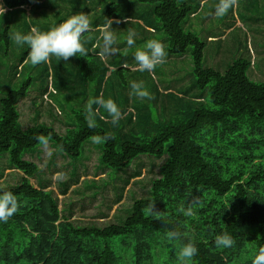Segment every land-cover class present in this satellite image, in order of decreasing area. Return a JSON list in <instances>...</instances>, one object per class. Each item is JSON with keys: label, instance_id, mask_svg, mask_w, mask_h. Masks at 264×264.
Masks as SVG:
<instances>
[{"label": "trees", "instance_id": "obj_1", "mask_svg": "<svg viewBox=\"0 0 264 264\" xmlns=\"http://www.w3.org/2000/svg\"><path fill=\"white\" fill-rule=\"evenodd\" d=\"M131 1L150 6L145 25L162 31L170 55L183 56L191 47L190 87L198 92L164 93L176 109L167 119L157 114L158 121H153L154 110L136 102V110L126 111V121L117 124H132L129 138L111 132L116 125L95 104V127H88L85 107L74 108L71 128L61 136L45 124L21 128L17 102L34 83L33 75L27 74L0 98V156L7 153L10 166L23 173L17 186L0 190V195L13 194L19 205L7 223L0 222V264H177L182 245L190 241L198 251L188 264H254L264 249V80L248 77L250 63L244 58L233 61L223 74L204 67V42L183 28L194 10L189 0ZM23 5L8 4L12 13L24 16ZM126 7L112 2L106 16H121ZM24 26L29 29L31 23L24 19ZM91 32L81 37L85 55L77 54L78 73L96 85L94 98H103L102 86L118 69L107 76L109 68L92 49L98 32ZM91 34L95 38H89ZM10 38L9 26L2 24L0 40L8 45ZM29 52L26 45L20 65ZM47 66L39 64L37 70L47 76ZM128 99L125 95L124 107ZM137 135L142 136L136 139ZM97 136L107 137L99 156L106 169L126 168L139 155L166 153L168 159L160 167V177L152 181L149 198L135 200L123 224L80 227L62 218L51 191L31 184L39 168L24 155L34 152L43 137L76 160L82 145ZM189 208L192 215L185 216L181 210ZM172 231L180 233L179 238L170 239ZM224 233L231 235V247L247 252L248 258L239 262L215 244Z\"/></svg>", "mask_w": 264, "mask_h": 264}, {"label": "rangeland", "instance_id": "obj_2", "mask_svg": "<svg viewBox=\"0 0 264 264\" xmlns=\"http://www.w3.org/2000/svg\"><path fill=\"white\" fill-rule=\"evenodd\" d=\"M12 1L26 4L20 6L25 10V14L23 17L22 13L6 15L9 12L8 5L0 0V7L5 9L4 14L0 15V28L2 24L3 26L9 24L11 36L8 45L4 39L0 40V98L9 90L17 88L27 74L33 75L34 83L27 95L17 102L19 123L23 130L45 124L64 136L73 123L72 109L85 107L87 102L94 98L96 85L80 77L77 56L70 57L68 61L50 57L45 63L48 65L47 76L37 70L38 65L31 64L29 55L26 62L22 65L19 63L21 52L26 45L16 44L14 40L16 33L26 35L33 30L44 31L45 28H53L73 15H85L89 21V29L93 31L91 33L98 32L92 49L109 68L107 76L111 71L118 69L102 86V92L105 93L104 100L111 98L119 107L120 120L126 121V111H135L138 101L147 104L148 109L154 110L153 121H158V116L159 119L161 117L167 119L176 108L175 101L165 97L164 93L180 95L183 89L188 95L198 92L190 87L191 47L187 48L183 56L170 55L167 52V37L162 31H154L153 26L145 25V22L150 20L148 5L134 4L131 0ZM30 2L32 4L28 5ZM112 2L127 5L121 16L115 14L109 18L106 16L107 5ZM189 2L194 4V10L184 21L183 28L193 32L204 42L202 61L204 67L223 74L233 61L244 58L250 63L248 77L255 82L263 81L264 0H189ZM224 3L229 6L223 13H218V8ZM24 19L31 23L29 29L24 26ZM109 19L114 21L111 30L116 36V43L113 45L115 51L102 56L101 31ZM130 31L136 33L135 44L131 47L127 45ZM93 37L95 38L94 34L89 36ZM151 39L162 42L167 55L164 62L157 64L152 71H140L134 54ZM40 65L43 66L44 63ZM123 80L125 85H122ZM141 81L151 99H141L131 94V83ZM58 83H62V86L59 87ZM156 88L162 94H158ZM125 95L129 98L126 107ZM99 97L102 98V95ZM101 113L104 116L108 115L103 108ZM125 125H116L109 130L116 135L125 133L129 138L132 131L129 128L132 124ZM141 136L137 135L135 138ZM100 153L101 142H94L93 139L82 145V154L76 160L59 152L49 141L46 145L44 143L39 145L34 152L24 155L26 160L36 163L39 168L37 174L30 178L31 184L36 188L43 187L51 191L57 199L62 218H67L80 227L123 224L124 218L131 214L133 202L149 198L152 181L160 177V167L168 159L166 153L160 157L139 155L128 167L111 170L100 165ZM22 176L21 171L10 166L7 153L0 156V190L17 186ZM226 252L238 257L239 262L249 256L247 252H238L234 247H227ZM177 264H181V261L179 260Z\"/></svg>", "mask_w": 264, "mask_h": 264}, {"label": "clouds", "instance_id": "obj_3", "mask_svg": "<svg viewBox=\"0 0 264 264\" xmlns=\"http://www.w3.org/2000/svg\"><path fill=\"white\" fill-rule=\"evenodd\" d=\"M229 5L224 3L222 7L218 8V13L226 11ZM5 9L0 7V15L4 14ZM113 20L109 19L107 25L101 31V37L103 45L101 49V55L110 54L115 51L113 45L116 43V36L112 29ZM119 23V21H116ZM89 29V21L83 14L73 15L66 19L59 25L51 28L50 30L37 31L33 30L31 34L22 35L16 33L14 40L17 45H27L30 48L29 59L32 65H39L41 63L48 62L50 57H57L61 60L68 61L70 57L85 55V49L81 42L82 34ZM136 33L129 32L127 36V45L133 46L135 44ZM167 53L165 51L162 42L156 39H151L146 42L143 48H138L134 54V58L138 63L140 71H152L157 64L164 62ZM131 94L144 99H151V96L141 82H132L130 85ZM98 105L105 109L108 115L111 117V123L117 125L121 118V111L117 104L111 99L104 100L101 97L90 99L85 106V120L88 127H95L96 110L93 109V105ZM41 143L47 144V140L43 137H39ZM107 137H94V142H102ZM18 202L16 197L9 193L0 195V222L7 223L10 217L18 210ZM185 216L192 215V210L189 208L184 211ZM170 239L179 238L180 233L172 231L168 233ZM234 241L228 233L218 235L215 238V244L218 247H231ZM198 249L191 241L182 245L179 252V260L181 264H188L193 256L197 254ZM254 264H264V249L261 250V254L256 257Z\"/></svg>", "mask_w": 264, "mask_h": 264}, {"label": "crops", "instance_id": "obj_4", "mask_svg": "<svg viewBox=\"0 0 264 264\" xmlns=\"http://www.w3.org/2000/svg\"><path fill=\"white\" fill-rule=\"evenodd\" d=\"M2 2L4 3V4H6V5H8L9 3H14L12 0H2ZM16 2H18V1H16ZM8 8H9V12H8V14H6V15H9V14H12V9L13 8H10L9 6H7ZM15 14H18V13H22V12H14ZM21 17H23V14H21ZM24 22V21H23ZM7 25H9V24H7ZM6 25V26H7ZM88 30H91L92 31V29H88ZM211 37V36H210ZM210 37H208V38H210ZM27 58V57H26ZM26 58H25V60H24V62H26ZM79 58V57H78ZM20 61V60H19ZM23 62V63H24Z\"/></svg>", "mask_w": 264, "mask_h": 264}]
</instances>
